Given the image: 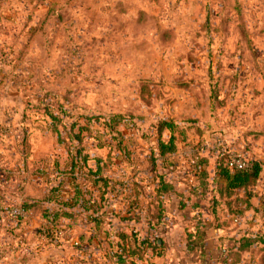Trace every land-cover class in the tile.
<instances>
[{
  "label": "rangeland",
  "instance_id": "rangeland-1",
  "mask_svg": "<svg viewBox=\"0 0 264 264\" xmlns=\"http://www.w3.org/2000/svg\"><path fill=\"white\" fill-rule=\"evenodd\" d=\"M234 156L262 165L247 196L263 200L264 0H0V206L22 212L0 216V264H118L124 244L144 251L127 264L200 262L173 235L157 255L118 234L160 176L193 194ZM76 184L91 196L70 217ZM246 216L228 228L263 230Z\"/></svg>",
  "mask_w": 264,
  "mask_h": 264
},
{
  "label": "trees",
  "instance_id": "trees-1",
  "mask_svg": "<svg viewBox=\"0 0 264 264\" xmlns=\"http://www.w3.org/2000/svg\"><path fill=\"white\" fill-rule=\"evenodd\" d=\"M164 129H168L170 131V137L167 142L159 140L157 149L158 156L162 159L164 158V160L167 161V155H171L176 151V142L172 134L174 129L173 124L166 120L159 121L158 134L161 135ZM86 159L87 157L84 158V160ZM154 160L156 162V158ZM76 167H78L77 160ZM216 170V177L214 174L206 175L208 176L207 182H201L200 185L202 188L197 186L198 191H193V194H190L189 198L200 201L204 199V195H207L211 214L218 219L219 217H217L216 207L218 205H223L225 213L229 216L228 219H230L231 223L235 224L237 222L246 223L247 220H243L245 217H247L246 212H248L249 215L252 214V216L249 218L250 220L253 217H256L255 215H258L261 219V227L263 228V230L260 232H253L248 227L247 230L240 229L235 236L227 237L226 247L222 252V261L220 264H236L243 262V255L246 252H249L251 256L249 258V264H264V199L260 200L259 202L251 203L248 201L249 195L247 196V192H250V189L260 178L262 165L259 162L250 159L249 165L247 167H229L227 163L223 162V158L221 157L217 161ZM163 176L165 175L160 176V181L157 182V184H160V186L152 188V191L155 195L154 200H151L146 204V206H144L142 203H140V200L137 196L135 200L128 204V209L136 211V228H133L135 229V232H121L118 234L119 238L121 237L123 240L130 237L133 238L132 240H139L142 245L157 251V255H159V251L163 246V240L161 239L162 235L159 233V229H163L167 225L165 209L162 204L163 201L161 196L170 193L183 198V194L175 187L174 182H172L171 179L164 180ZM215 178L218 179L220 183L214 182ZM205 187L208 188L206 189ZM89 191H82L76 184V199L73 203H71V207L73 208L74 212H71L70 217H73L75 213L76 215H82L83 211L85 212L84 209L89 201L85 200L84 196L87 194H90L91 196V192ZM199 193H201V195H199ZM136 194L138 195L137 192ZM245 194L246 198H244ZM195 205L198 204L196 203ZM102 208L103 205L101 202L93 203V216L89 218L95 223V225H98L102 222L100 216H97V213H99ZM62 209L63 208L60 206V212H54V215L61 217L65 215L69 216V214L63 212ZM193 237V233L189 232L184 235L182 243L185 254L188 255L189 253H195V251H199L200 257H203L204 259V253L201 249L202 243H197L196 239ZM129 249L130 248H127L126 244L123 246L118 245L119 252L116 254L118 257V264H127L126 260L130 253L137 254L139 259L143 257L142 253L144 251H141L140 253L138 248H134L136 249L137 253H133L132 250ZM256 257H259L258 262L254 261Z\"/></svg>",
  "mask_w": 264,
  "mask_h": 264
},
{
  "label": "crops",
  "instance_id": "crops-1",
  "mask_svg": "<svg viewBox=\"0 0 264 264\" xmlns=\"http://www.w3.org/2000/svg\"><path fill=\"white\" fill-rule=\"evenodd\" d=\"M179 190L183 194V198L170 193L166 195V196L174 195L175 197H178L180 199V200H176L175 202H170L169 210L167 208L168 204H164V200H163L162 204L165 209V215H166L165 218L167 220V225L163 229H159V233L167 239L170 238L171 235H173L175 238L180 240L181 249L179 250L177 249V250H178V254L181 256L182 254L183 255L185 254L182 243L185 235L184 231L186 230L189 233H193L194 235L193 238L196 239V242L202 243L201 249L203 250L204 253V259L203 257H200L199 251H195V253L194 252L189 254L187 253L188 255L191 256L196 255L200 258V262L198 258H196L194 264H220V262L222 261V252L226 247L227 237L235 236L236 233L239 231V229L237 230V228H231V229L228 228L229 225L232 224L230 222V219H228L229 216L225 213L223 205H218L216 207L217 217H219L217 219L215 216L211 214L209 210L208 199L200 200V201L192 200L191 198H189L190 195L189 192H186L185 190H181V189ZM196 203L198 205H195ZM169 218L171 219L172 223L175 224V228L169 227V223H168ZM226 230L230 232L224 234V238H222L221 235L223 234L221 233L222 232L225 233ZM223 240H225L224 244H223ZM254 261L258 262L259 257H256ZM179 262L180 264L193 263L187 261L185 257L181 258ZM236 264H242V262Z\"/></svg>",
  "mask_w": 264,
  "mask_h": 264
},
{
  "label": "built area",
  "instance_id": "built-area-1",
  "mask_svg": "<svg viewBox=\"0 0 264 264\" xmlns=\"http://www.w3.org/2000/svg\"><path fill=\"white\" fill-rule=\"evenodd\" d=\"M230 161L227 162V165L229 167H235V168H244L247 167L249 164L244 162H241V159L239 156H234L232 158H229ZM21 209L18 206L15 207H9V206H0V216H6L8 218H14L19 215H21Z\"/></svg>",
  "mask_w": 264,
  "mask_h": 264
}]
</instances>
